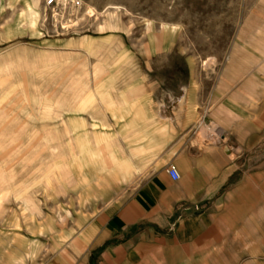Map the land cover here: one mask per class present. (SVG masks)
Returning <instances> with one entry per match:
<instances>
[{
    "label": "crops",
    "instance_id": "1",
    "mask_svg": "<svg viewBox=\"0 0 264 264\" xmlns=\"http://www.w3.org/2000/svg\"><path fill=\"white\" fill-rule=\"evenodd\" d=\"M9 63L3 57L0 64ZM126 70L121 85L107 82L112 104L67 124L69 131L89 121L105 126L107 136L120 132L125 155L112 168L125 172L115 196L64 238L26 235L16 237L20 244L5 243L0 264H178V249L189 251L183 264H258L264 257V0L246 5L225 57L216 65L189 64L184 84L162 93L142 67ZM112 89L119 92L110 95ZM59 121L55 132L29 130L28 143L62 154ZM0 184L3 199L13 195L6 181ZM22 199L34 209L31 198Z\"/></svg>",
    "mask_w": 264,
    "mask_h": 264
},
{
    "label": "rangeland",
    "instance_id": "2",
    "mask_svg": "<svg viewBox=\"0 0 264 264\" xmlns=\"http://www.w3.org/2000/svg\"><path fill=\"white\" fill-rule=\"evenodd\" d=\"M45 1L0 0V63L3 57L11 62L10 68L0 64V182L13 193L3 199L0 184V246L20 244L17 236L64 238L75 222L114 197L125 171L112 166L125 155V140L120 132L105 135V126L89 121L69 131L68 122L74 125V116L89 120L112 104L107 82L127 81L128 66L142 67L146 81L162 84L157 90L164 93L185 83L189 64L216 65L230 50L236 24L251 2ZM58 121L63 162L58 152L27 139L33 130L55 132ZM26 196L34 209L22 199ZM188 255L178 249V264ZM257 261L264 264V257Z\"/></svg>",
    "mask_w": 264,
    "mask_h": 264
},
{
    "label": "built area",
    "instance_id": "3",
    "mask_svg": "<svg viewBox=\"0 0 264 264\" xmlns=\"http://www.w3.org/2000/svg\"><path fill=\"white\" fill-rule=\"evenodd\" d=\"M56 3H57V0H46L45 1L46 5H53V4H56ZM166 171H167V173H168V175H169V177L171 179L177 180L179 178L178 171L172 165H168L167 168H166Z\"/></svg>",
    "mask_w": 264,
    "mask_h": 264
}]
</instances>
